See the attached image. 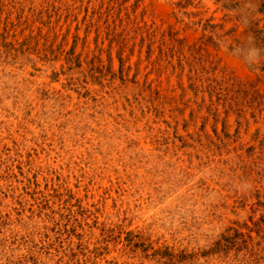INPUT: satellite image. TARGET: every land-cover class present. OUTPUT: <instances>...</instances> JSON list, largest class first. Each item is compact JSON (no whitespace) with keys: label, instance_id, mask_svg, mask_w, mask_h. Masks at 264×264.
I'll return each instance as SVG.
<instances>
[{"label":"rangeland","instance_id":"1","mask_svg":"<svg viewBox=\"0 0 264 264\" xmlns=\"http://www.w3.org/2000/svg\"><path fill=\"white\" fill-rule=\"evenodd\" d=\"M0 264H264V0H0Z\"/></svg>","mask_w":264,"mask_h":264}]
</instances>
